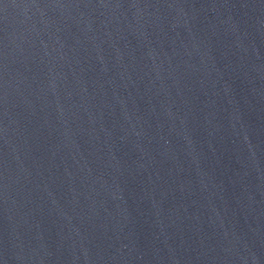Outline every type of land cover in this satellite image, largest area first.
<instances>
[{
  "label": "water",
  "instance_id": "95a60500",
  "mask_svg": "<svg viewBox=\"0 0 264 264\" xmlns=\"http://www.w3.org/2000/svg\"><path fill=\"white\" fill-rule=\"evenodd\" d=\"M0 264H264V0H0Z\"/></svg>",
  "mask_w": 264,
  "mask_h": 264
}]
</instances>
